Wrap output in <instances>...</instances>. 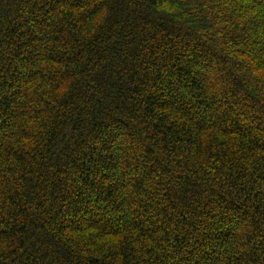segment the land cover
<instances>
[{
    "label": "trees",
    "instance_id": "obj_1",
    "mask_svg": "<svg viewBox=\"0 0 264 264\" xmlns=\"http://www.w3.org/2000/svg\"><path fill=\"white\" fill-rule=\"evenodd\" d=\"M0 264H264V0H0Z\"/></svg>",
    "mask_w": 264,
    "mask_h": 264
}]
</instances>
